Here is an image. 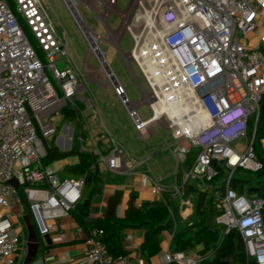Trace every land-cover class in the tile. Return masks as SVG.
Returning <instances> with one entry per match:
<instances>
[{"label":"built area","instance_id":"1","mask_svg":"<svg viewBox=\"0 0 264 264\" xmlns=\"http://www.w3.org/2000/svg\"><path fill=\"white\" fill-rule=\"evenodd\" d=\"M12 2L43 59L7 1L0 0V264H21L16 251L22 198L41 237L56 231L52 222L81 202L84 177L61 178L57 170L40 165L43 141L56 135L64 109L75 111L79 119L89 112L93 123L101 119L99 107L87 94V72L96 68L86 61L82 71L75 67L67 35L57 32L44 0ZM64 2L89 44L88 55L104 54L98 47L103 40L138 71L143 85L135 75L142 90L137 102L128 98L105 58L99 75L111 84L142 139L158 125L167 131L161 148L172 152L182 167L180 185L174 173L169 189L179 198L183 215L188 217L193 207L186 192L204 193L218 211L217 222L224 232L236 231L245 256L264 264V173L259 178L255 175L264 168V114L259 137L264 103V0H130L123 10L118 0ZM78 2L96 11L106 36L80 26ZM111 14L118 18L117 30L109 25ZM124 33L131 41L126 54L119 48ZM60 62L65 64L62 69L57 67ZM140 106L147 107L146 118L140 116ZM69 132L62 143L65 150L76 142L78 152L92 154L96 165L111 172L129 173L145 161L133 158L111 135L103 149L90 133ZM243 139L246 142L240 146ZM139 186L153 196L164 190L147 175L141 176ZM101 235L100 229L88 231L84 262L129 264L126 256L107 252ZM129 239L125 235L122 242ZM162 260L164 264L199 262L182 251L166 252Z\"/></svg>","mask_w":264,"mask_h":264},{"label":"crops","instance_id":"2","mask_svg":"<svg viewBox=\"0 0 264 264\" xmlns=\"http://www.w3.org/2000/svg\"><path fill=\"white\" fill-rule=\"evenodd\" d=\"M74 65L78 68L77 64L74 63ZM93 98H95L94 95ZM88 115L89 112H85L84 118H75L73 122H70V124L73 123L72 126H63L62 133L58 136L57 148L59 147L60 150L62 149L63 139L70 134L69 129H72L74 133H78L83 136L90 133V136L92 137L90 124L95 125V123L89 120L90 117ZM75 122L83 123V126L80 127V130L82 129L81 131L76 129ZM61 123H65V120L59 119L57 121L58 126ZM137 136L142 139L138 134ZM262 136L263 128L260 127L259 137ZM163 139L164 138L161 139L157 148L149 149L148 153H145L144 155L135 153L134 156H136V158L142 157L145 158V161L140 165H137L129 173L111 172L100 165L95 167L97 172L98 190L91 196L89 202H87L85 207L87 208V213L84 217L85 221L90 225H93L98 220L103 219L107 211V202L114 192L117 191L121 192L120 203L117 209V214L119 216L124 214L128 199L131 195L134 196V204L136 206L142 204H148L150 207L165 206L173 215L175 224L173 225V228L166 229L160 233L158 236L160 249L159 252L153 256L143 255L140 251V246L144 238L143 229H124V236L128 235L130 237L127 243L122 242L123 248L127 251L126 257L128 258L129 264H134L138 260H141L145 264H164L162 260L163 254L166 252H175L171 249V240L173 235L185 230L188 221L194 218L196 214V195H192L189 191L186 192L189 200L193 204V207H191L189 216L185 217L182 210L179 208V198L174 197L173 193L170 192L169 188L172 182L173 174L178 173V185H180V175L178 170V161L174 154L161 148V142ZM117 140L122 144L119 139ZM61 151L67 150L64 149ZM76 151H78V149ZM156 153H168L174 159V165H169L163 155H158ZM151 161L153 162L150 164ZM69 163L70 162L63 159L61 167ZM59 169H57V171ZM142 175L150 176L159 181L164 188V190L160 193V196H153L150 194L148 189L139 186V180ZM87 195L88 192L83 196V200H87ZM20 212L21 213L17 218L20 230V241L16 251V257L21 264H38L39 262L41 264H87L83 260V255L86 248L88 231L93 228V226L86 228L77 226L70 213L63 218L52 222V224L57 228L56 231L41 237L38 235L37 230L33 225L27 208L22 205ZM195 247L196 250L191 252V254L194 253V256L191 257L190 253H188L190 255L186 256L188 258L199 260L200 256H198L197 250L202 247V244L197 243L191 248Z\"/></svg>","mask_w":264,"mask_h":264},{"label":"trees","instance_id":"3","mask_svg":"<svg viewBox=\"0 0 264 264\" xmlns=\"http://www.w3.org/2000/svg\"><path fill=\"white\" fill-rule=\"evenodd\" d=\"M9 7L18 18L22 29L27 35L30 44L32 45L37 56L42 59V54L34 39L30 36L26 26L22 22L20 15L16 12L12 0H6ZM51 82L54 84L49 72H47ZM64 120L77 119L78 114L70 110L63 111ZM264 103L261 108V119L259 128L263 125ZM75 120V119H74ZM45 155L40 160L41 166H47L56 161L75 156L76 162L63 165L57 174L61 178L84 177V187L82 190L83 196L87 194V202L91 196L98 190L97 188V172L95 170V157L87 152H78L71 148L67 151L59 150L53 144H47L45 141ZM257 155L260 156L259 149L256 146ZM264 161V159H263ZM95 165L92 169L91 166ZM264 173L262 171L256 173V177H260ZM262 182V180H260ZM121 192H114L107 202V211L103 219L98 220L93 225L87 223L84 219L87 213V208L81 206V202L75 206L71 215L79 227H91L102 231L101 241L107 252L115 257L117 255H127V251L122 246V237L124 229L135 228L144 230L143 242L140 246V251L143 255L153 256L159 252L158 236L166 229L173 228L174 222L171 219L169 212L165 206L150 207L148 204L136 206L134 204V196H130L127 202L126 209L122 216L117 214V209L120 203ZM22 205L26 207V201L22 198ZM196 215L200 221L192 226L187 227L182 232L173 235L171 240L172 251H185L198 243L199 237H205L207 240L202 247L197 250L199 257L198 264H256L254 259L247 258L244 254L240 235L236 231L223 232L221 237L216 235V230L213 229V214L218 213L211 200L207 199L204 193H198L195 203ZM205 211L208 212V217L205 218ZM208 221L209 227L205 226ZM223 229V227H222ZM224 231V229H223Z\"/></svg>","mask_w":264,"mask_h":264},{"label":"rangeland","instance_id":"4","mask_svg":"<svg viewBox=\"0 0 264 264\" xmlns=\"http://www.w3.org/2000/svg\"><path fill=\"white\" fill-rule=\"evenodd\" d=\"M130 0H118L119 8L123 10ZM47 14L50 20L53 22L54 26L58 33L64 31L68 38V48L72 55L73 62L78 65V68L82 71V63L87 62L88 66L96 68L95 70H89L87 72L86 80L88 81L87 94L90 100L96 104L101 112V119L97 123L90 124L92 139L100 148H105L107 146L106 139L108 136H113L116 139H119L122 142V146L130 152V155L133 158L135 153L144 155L149 152V149H155L158 147L159 142L162 138L167 137V131L160 125L153 128V135L147 139H140L137 136L136 131L133 128V125L129 118L126 115L125 108L120 104L117 97L113 95L112 87L109 82H106L100 75L99 70L102 66V61L100 59L101 55L108 62L109 68L113 72L115 78L123 86L128 98L131 101L137 102L142 98V90L137 83L135 78H138L139 83L143 85V81L134 67V65L129 66L123 59L120 51L115 48H111L106 42L100 40L98 47L100 51L104 54H97L95 58L92 54L88 55L89 44L79 28L77 22L72 17L68 7L66 6L64 0H44ZM77 9L80 13L79 24L81 27L87 29H92L95 32H99L101 36H106V31L101 29L98 20L96 11L86 5L83 2H78ZM99 11L102 12V9L99 8ZM110 27L113 30H117L119 26L118 18L115 14H111L108 18ZM88 31V30H87ZM119 48L124 54L128 53L131 49V41L128 34L124 33L120 42ZM42 54V53H41ZM43 59V55H42ZM57 67L62 69L65 67L64 63H58ZM92 91V93H91ZM95 98H93V95ZM96 99V100H95ZM97 102V103H96ZM65 112L69 111V108L64 109ZM138 112L142 118H146L149 114L146 106H140ZM75 119V117H74ZM73 120H65V123H61L57 128V133L52 138L46 140L47 144H53L58 146V136L62 133L63 126H72ZM76 129L80 130V127L83 126L82 122H75ZM82 130V129H81ZM80 130V131H81ZM87 130V129H86ZM248 138V137H247ZM245 140L239 142L240 146L245 144ZM61 150L65 148L61 147ZM74 150L78 149L76 142L73 144ZM60 150V148L58 147ZM158 155H163L165 160L169 165H174V159L168 153H156ZM67 162H75V156H71L64 159ZM63 159L49 164V168L56 171L62 165ZM153 161L150 162V164ZM178 170L181 172L182 167L178 165ZM172 208V207H171ZM205 218L208 217V212L205 211ZM218 213L213 214V229L216 230V235L221 237L223 234L222 225L217 222ZM178 221V220H176ZM200 221V218L195 214V217L188 221L187 227L197 224ZM205 226L209 227L208 221H206ZM186 227V228H187ZM193 227V226H192ZM185 228V229H186ZM205 237H199L198 243L204 244L206 242ZM195 248H189L183 253L185 255H190L191 252H194ZM190 253V254H188ZM194 256V253L190 255Z\"/></svg>","mask_w":264,"mask_h":264},{"label":"water","instance_id":"5","mask_svg":"<svg viewBox=\"0 0 264 264\" xmlns=\"http://www.w3.org/2000/svg\"><path fill=\"white\" fill-rule=\"evenodd\" d=\"M206 95H207V94H204L203 97H205ZM10 183H11L14 187H17V184H16L14 181H11ZM86 205H87V200L85 199V200L82 201L81 206H82L83 208H85Z\"/></svg>","mask_w":264,"mask_h":264},{"label":"bare ground","instance_id":"6","mask_svg":"<svg viewBox=\"0 0 264 264\" xmlns=\"http://www.w3.org/2000/svg\"><path fill=\"white\" fill-rule=\"evenodd\" d=\"M100 59H101V61H102V62H104V60H103V57H102V56L100 57Z\"/></svg>","mask_w":264,"mask_h":264}]
</instances>
